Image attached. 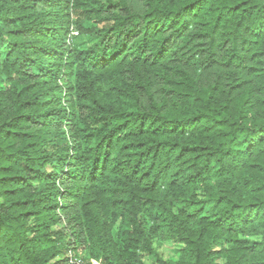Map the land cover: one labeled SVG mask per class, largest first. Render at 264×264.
I'll use <instances>...</instances> for the list:
<instances>
[{"label":"trees","instance_id":"obj_1","mask_svg":"<svg viewBox=\"0 0 264 264\" xmlns=\"http://www.w3.org/2000/svg\"><path fill=\"white\" fill-rule=\"evenodd\" d=\"M82 252L264 264V0H0V264Z\"/></svg>","mask_w":264,"mask_h":264},{"label":"rangeland","instance_id":"obj_2","mask_svg":"<svg viewBox=\"0 0 264 264\" xmlns=\"http://www.w3.org/2000/svg\"><path fill=\"white\" fill-rule=\"evenodd\" d=\"M177 246L178 245H175V244H173L171 242L164 243V245L162 247V252H163L164 259H167L169 257L174 256V253H175L174 250L176 249ZM83 254L84 253L82 252L79 255H75L74 257L76 259H78V260H81L80 258H82L84 260L83 262H86L87 260L83 258L84 257ZM219 261H221V260H219ZM143 263L144 264H158L153 256H145L144 259H143Z\"/></svg>","mask_w":264,"mask_h":264},{"label":"built area","instance_id":"obj_3","mask_svg":"<svg viewBox=\"0 0 264 264\" xmlns=\"http://www.w3.org/2000/svg\"><path fill=\"white\" fill-rule=\"evenodd\" d=\"M68 263H71V264H86V262L78 260L74 256H71V255H69V257H68ZM90 263L91 264H101L99 261H96V260H90Z\"/></svg>","mask_w":264,"mask_h":264}]
</instances>
